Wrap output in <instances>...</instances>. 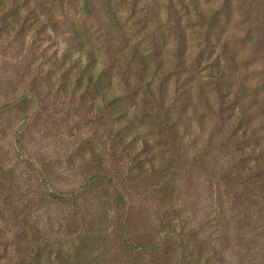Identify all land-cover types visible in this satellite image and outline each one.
<instances>
[{
  "label": "rangeland",
  "instance_id": "374dc122",
  "mask_svg": "<svg viewBox=\"0 0 264 264\" xmlns=\"http://www.w3.org/2000/svg\"><path fill=\"white\" fill-rule=\"evenodd\" d=\"M105 1L0 0V264H264V0ZM213 3L220 7L209 16ZM229 27L243 36L224 40ZM61 40L63 62L79 58L52 91L54 71L40 73ZM190 47L198 50L191 62ZM217 47L220 56L207 64ZM131 49L144 71L132 63L138 58L125 60ZM97 51L109 65L100 87H89L79 103L74 92L66 99L73 69L86 60L92 71ZM118 68L127 94L103 98ZM204 72L210 81L198 84ZM141 94V114L129 120ZM97 98L112 103L118 120L102 111L87 118ZM189 109L202 131L211 122L213 132L182 145L178 129ZM73 115L81 119L69 127ZM145 124L171 153L152 176L153 145L139 135L124 144ZM115 125L111 168L91 140L68 152L57 139L62 129L71 138Z\"/></svg>",
  "mask_w": 264,
  "mask_h": 264
},
{
  "label": "clouds",
  "instance_id": "9594fccd",
  "mask_svg": "<svg viewBox=\"0 0 264 264\" xmlns=\"http://www.w3.org/2000/svg\"><path fill=\"white\" fill-rule=\"evenodd\" d=\"M220 7L219 4L213 3L211 5H208L205 8V12L207 15H211L214 11L218 10ZM122 15L126 16L127 13H123ZM59 14L57 13V19H59ZM191 19L195 21L197 19L196 14L193 13ZM42 22L45 20V17H41ZM187 23V20L185 21ZM199 31V30H197ZM51 34V33H49ZM234 36H243V32H237L233 27H229L228 32L226 36L224 37V40H227L229 38H232ZM32 35L30 34L28 37L29 43H31ZM135 43V41H134ZM221 44H223V41H221ZM44 47H48L46 44ZM171 50V46H170ZM43 51V49H41ZM67 51V45L61 40L58 44V48H53L51 51L48 52L47 57L52 58L53 53H56V56L54 59H52L51 63L45 64L43 68V72L40 73L41 76H46L49 70L54 71V75L51 79V85H52V91H55L56 88L60 87V84L62 83L61 77H63L64 73L68 72L70 68L73 67V64L77 61L79 58L78 55H73L72 58L67 62L64 63V57ZM87 51V49L85 50ZM198 51L196 49H192L190 47L189 53H188V59L189 62L194 58L195 52ZM221 48L217 47L215 54L212 56L211 60L206 61L207 64H212L216 61L217 57L220 56ZM249 53L245 52L242 53L238 59L244 60L248 58ZM170 58V57H169ZM96 60L97 63L94 67V69L89 74L91 76V82L94 84L96 80L100 77V75L105 71V69L109 66L107 57L104 55L102 51L96 52ZM42 63V61H37L36 66H34L33 75H36L35 68L39 67V65ZM87 61L84 60L79 68L73 69L70 78H69V84H68V93L69 96L66 97V99L70 98L72 93H75V97L77 100V103H79L80 97L83 96L87 89H89L90 82H89V75H84L82 82L77 88V81L81 80L82 73L84 72V68L86 66ZM223 61H221V66H223ZM61 64H63V67H61ZM123 67V64H121V68ZM116 74L113 78V86L109 91L107 92V99L111 100L114 97H121L125 96L127 94L126 89L124 88V85L121 81V76L119 74L120 69L115 70ZM213 75L215 74V70H212ZM149 79H151V75L149 76ZM210 81L209 73L204 72L201 73V75L197 78V82L208 84ZM134 83V82H133ZM254 86V84H253ZM48 89H43V92H47ZM210 93V100L212 102V108L213 110H217V98L214 94L211 93V89H209ZM144 100L143 94H141L139 97H137V105L133 106L129 109V120H136L142 110V101ZM231 100V97L229 98ZM171 101H169L170 105ZM105 108V100L103 98H97L95 101V106L92 108L91 112L88 114V119H94L97 115L100 114V112ZM39 109V101H36L35 107L33 111H38ZM205 109L201 108L200 111H204ZM240 116V110L239 108L236 110V116L233 118V120L230 122V127L225 130V135L228 134L233 128H235L238 119ZM81 117L78 115H73L72 119L69 121L68 126L71 127L77 123L80 122ZM214 117L210 115V121H213ZM184 125H182L179 129V142L182 145H187L189 142L194 139L195 137H202L203 141H206L209 135L213 132V124L209 122L205 129L202 131L200 127L195 123V119L193 118L192 110L189 109L188 113L184 117ZM190 123V127L188 130V134L185 135V127H188ZM120 125H115L111 127H105V128H96L95 126H89L88 128H85L82 132L77 133L73 137L69 138L64 134V130L62 129L60 132V135L57 137L58 140H62L67 142L70 147L67 149L68 152H71L74 150L75 147L79 145L80 142L83 140H91L95 146V157L101 158L104 162L105 168H111L115 164V161L113 159V152H114V137L116 136V133L119 131ZM155 130L154 128L150 127L148 124H145L143 126H138L137 132L133 134V136L127 137L124 144L127 145L132 142L134 137L136 135H139L140 137H143L144 139H147L149 144L153 145V151L154 154L157 155V160L155 162V165H148L146 166V174L148 176H152L156 173H158L162 167L165 166L168 159L171 157V153L168 151L167 148H165L160 143V137L154 134ZM206 145L202 142L197 150L203 149ZM143 148V139L139 140L135 146V152L132 153L134 156L136 153L140 152ZM123 151V146H117L115 148V154L117 157H119L120 153ZM250 151V150H249ZM93 159V153H88L85 155L84 160L85 161H91ZM82 163L78 161V165ZM129 161L125 160L122 162L121 167L127 165ZM8 167H11V165H8ZM43 210H41L37 215H42ZM35 218V217H34Z\"/></svg>",
  "mask_w": 264,
  "mask_h": 264
},
{
  "label": "trees",
  "instance_id": "16d2710c",
  "mask_svg": "<svg viewBox=\"0 0 264 264\" xmlns=\"http://www.w3.org/2000/svg\"><path fill=\"white\" fill-rule=\"evenodd\" d=\"M100 2H101V5L102 6H106V1L105 0H100ZM105 3V4H104ZM110 18V20H113V19H111V16L109 17ZM75 36H77V35H75ZM138 58L141 62H139L138 64H137V62L135 61V63L134 62H132L131 61V59H135L136 60V58ZM126 59H129L134 65H136V66H140L141 68H142V71H144V69L147 67L146 66V64H145V61L143 60V59H140V57H139V55H138V53H137V51L136 50H133V49H131L130 51H128L127 52V57H125V60ZM91 73V67H87V68H84V72L82 73V75L84 76V75H89ZM89 82H90V87H92V88H94V89H98L99 87H100V83H101V77H99L97 80H96V82L94 83V84H92V82H91V76L89 75ZM107 95V93H105V94H103V98L105 97ZM114 102H116V101H114ZM105 103H107V102H105ZM112 104V103H111ZM111 104H108L109 106H107V104H105V108L102 110V113L105 115V116H107V117H109L110 119H114V120H118V118H119V111L116 109V108H112L111 107ZM99 177H97V179H98ZM94 179H95V177H94ZM52 197L53 198H55L56 200H61V199H64V197H62L61 195H58V194H53L52 195Z\"/></svg>",
  "mask_w": 264,
  "mask_h": 264
}]
</instances>
